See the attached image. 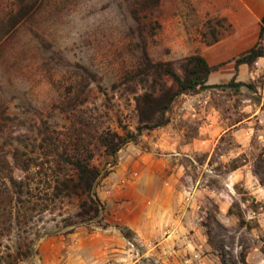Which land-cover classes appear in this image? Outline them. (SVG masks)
<instances>
[{"label":"rangeland","instance_id":"obj_1","mask_svg":"<svg viewBox=\"0 0 264 264\" xmlns=\"http://www.w3.org/2000/svg\"><path fill=\"white\" fill-rule=\"evenodd\" d=\"M263 11L264 0H162L149 54L178 67L196 50L232 44L203 54L211 64L229 60L256 41ZM221 17L220 41L206 46L205 21ZM132 26L123 0H41L0 44V111L14 118L0 151L11 153L23 184L12 226L0 233V264L26 244L32 254L13 264H264V58L237 72L228 63L207 88L178 96L168 124L143 130L110 165L99 133H137L133 102L112 89ZM82 68L101 78L76 114L90 122L81 137L104 174L96 186L103 210L70 227L77 200L50 193L58 154L80 137L61 108Z\"/></svg>","mask_w":264,"mask_h":264},{"label":"trees","instance_id":"obj_2","mask_svg":"<svg viewBox=\"0 0 264 264\" xmlns=\"http://www.w3.org/2000/svg\"><path fill=\"white\" fill-rule=\"evenodd\" d=\"M162 0H123L128 15L133 23L127 33L124 45L126 60L123 63L118 80L112 84V89L119 92L125 99L133 102V110L137 119L136 135L124 129L123 133L102 131L96 138L97 144L104 149L115 164V155L123 145L134 141L143 130L164 127L168 124L165 114L169 111L175 99L184 94H192L198 88L207 86L212 73L219 71L228 63H233L235 71L246 65L253 68L260 58H264V14L259 21L256 42L232 58L211 65L205 57L196 50L191 55L180 59L176 67L174 61L153 60L148 46L160 29V4ZM41 0H0V44L13 35L17 27L33 17ZM225 18H212L204 23L201 41L206 46H212L220 41ZM80 80L71 88L68 87L64 106L61 110L67 113L76 137L70 149L58 154L57 176L52 181V199L67 198L77 200V210L72 220L66 226L90 223L98 219L103 210V204L96 193L99 179L104 176L102 170L93 164L94 153L90 142L86 145L81 137L84 129L90 127L76 114V109L86 102L87 91L91 85H98L101 78L87 68L78 73ZM251 88V87H250ZM75 90L73 93L72 91ZM70 94H73L70 96ZM130 96V97H129ZM14 118L5 111H0V135H2ZM77 128L81 131H77ZM9 151H0V233L9 231L12 226V205L22 192L23 184L13 176V166L9 161ZM17 157V153L14 152ZM33 162H38L34 159ZM27 172L28 166L21 167ZM9 207V209H8ZM6 216L1 221V216ZM239 220L244 223L241 214ZM6 225L2 223L5 222ZM25 250L17 248L16 254L9 264L28 257L32 247L25 245Z\"/></svg>","mask_w":264,"mask_h":264},{"label":"crops","instance_id":"obj_3","mask_svg":"<svg viewBox=\"0 0 264 264\" xmlns=\"http://www.w3.org/2000/svg\"><path fill=\"white\" fill-rule=\"evenodd\" d=\"M260 10H261V9H260ZM245 14H246V13H245ZM257 14H259V10H255V11L253 10V15L256 16ZM263 14H264V11L261 12V14H260V16H259V21H260V18L263 16ZM248 18L250 19V16H249V14H246V19H248ZM256 40H257V38H256ZM255 42H256V41H255ZM255 42H254V43H255ZM254 43H253V44H254ZM217 44H218V43H216V45H217ZM253 44H252V45H253ZM252 45H249L247 48H249V47L252 46ZM228 46H229L230 48H228L226 45H221V44H220V45H217V47L214 46V47L216 48L214 52L212 51V49H210V50L207 51V52H203L202 55H203L204 53H209V54H211V55L213 56V55H216V54H218V53H220V52H223V51H226V50H227L226 52L234 51L233 48H231V47H233L232 44H229ZM214 47H213V48H214ZM234 48H236V47H234ZM247 48H245V49H247ZM245 49H243V50H245ZM243 50H241V51H243ZM241 51H240V52H241ZM212 53H213V54H212ZM238 53H239V52H238ZM238 53H237V54H238ZM203 56H204V55H203ZM204 57H205V56H204ZM227 58H228V57H227ZM227 58H226V59H223L222 61H226V60H228ZM205 59L207 60L206 57H205ZM260 60H262V59H260ZM260 60H258L257 62L259 63ZM207 61H208V60H207ZM222 61H220V62H222ZM220 62H217V63H220ZM208 63H209V61H208ZM217 63H215V64H217ZM209 64H211V63H209ZM215 64H211V65H215ZM240 67H241V68H243V67L248 68V66H246V65H242V66H240ZM217 72H218V71H217ZM217 72H215V73L217 74ZM212 74H214V73H212ZM212 74H211V75H212ZM211 75H210L209 80H208L209 82L212 80V79H211ZM225 75H228V74L226 73ZM239 124H240V122H238V126H239Z\"/></svg>","mask_w":264,"mask_h":264},{"label":"water","instance_id":"obj_4","mask_svg":"<svg viewBox=\"0 0 264 264\" xmlns=\"http://www.w3.org/2000/svg\"><path fill=\"white\" fill-rule=\"evenodd\" d=\"M205 88H207V87H200L199 89L202 90V89H205Z\"/></svg>","mask_w":264,"mask_h":264}]
</instances>
